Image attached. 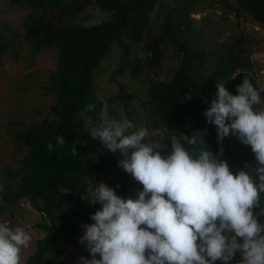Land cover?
Wrapping results in <instances>:
<instances>
[{"label": "trees", "instance_id": "16d2710c", "mask_svg": "<svg viewBox=\"0 0 264 264\" xmlns=\"http://www.w3.org/2000/svg\"><path fill=\"white\" fill-rule=\"evenodd\" d=\"M218 1L227 12H242L264 33V0H0L26 12L21 32L0 24V58L9 50L15 54L22 43L29 44L32 54L44 51L54 56L44 61L43 70L35 68L29 74L36 78L32 83L37 95L48 101L46 114L39 117L37 108L33 118L11 122V150L20 159L13 167L0 161V216L13 224L21 202L39 216L32 225L42 236L23 264H71L76 252L88 257L78 243L84 231L80 225L91 224L90 214L100 207L82 199L89 183L113 178L111 185L121 198L135 199L142 190L118 167L120 154L108 152L99 138L90 137L87 118L98 124L107 112L110 118L131 120L137 128L167 125L185 134L207 128V144L213 153L218 151L216 128L206 123L203 112L208 103L202 101L215 98L216 82L233 73L238 74L225 85L233 95L244 77L264 83V69L259 72L251 56L260 50L259 39L245 38L235 23L228 26L227 40L215 44L221 34L209 18L192 17ZM218 21L227 19L219 15ZM113 54L117 62L107 81L116 90L103 103L98 97L101 71L107 70ZM31 57L26 62L33 63ZM125 78L130 86L121 84ZM189 93L192 99L185 101ZM260 95L264 100V93ZM89 104L95 105L93 112L86 111ZM57 135L65 144H56ZM49 143L55 151L48 150ZM222 146L220 159L230 171L245 170L255 180L258 164L250 146L231 136ZM239 260L237 253L231 264Z\"/></svg>", "mask_w": 264, "mask_h": 264}, {"label": "clouds", "instance_id": "9594fccd", "mask_svg": "<svg viewBox=\"0 0 264 264\" xmlns=\"http://www.w3.org/2000/svg\"><path fill=\"white\" fill-rule=\"evenodd\" d=\"M237 74L216 82L215 98L202 101L208 103L206 123L216 128L215 153L207 128L190 134L167 125L137 128L107 112L98 124L85 120L90 137L120 154L118 167L142 190L135 199L121 198L106 183L87 185L82 199L100 207L90 214L91 224L80 225L78 243L88 257L80 256L78 264H231L237 253L238 264H264V83L244 77L233 95L225 85ZM191 99V93L184 97ZM94 110L87 105V112ZM229 136L250 146L258 164L255 180L245 170L234 174L220 159ZM56 144H65L63 136ZM47 148L55 151L52 143ZM72 153L77 155L74 148ZM32 242L25 227L0 217V264H22V250Z\"/></svg>", "mask_w": 264, "mask_h": 264}, {"label": "rangeland", "instance_id": "374dc122", "mask_svg": "<svg viewBox=\"0 0 264 264\" xmlns=\"http://www.w3.org/2000/svg\"><path fill=\"white\" fill-rule=\"evenodd\" d=\"M219 4V1L218 3L213 2V6L209 10H204L201 14H192V17L196 20L203 16L209 18L212 22V27L221 34L219 38H215V44L227 40L231 34L228 30V26H232L235 23H237V31L241 32L245 38H253L254 40L259 39L258 47L260 50L255 51L251 56L256 60L259 72H262V69H264V44H261V40L264 38L263 31L254 23H250L249 19L245 17L242 12L239 11L237 15H234L235 9H231V12H227L226 8L222 9ZM25 14L26 12L23 8L10 9L0 2V24H7L10 29H16L21 32L20 24L24 20ZM219 15H224L227 21L221 24L218 21ZM13 55H16V57ZM30 56H32L33 63L26 62V57L29 58ZM53 57V54L44 53V51L32 54L29 44L22 43L21 47L16 48L15 54L9 50L0 58V161L3 166L13 167L17 165V161L20 159V154L16 152L13 154L11 150L12 145L9 141L10 133L8 130V127H10L9 125L12 124L11 122H25L28 117L33 118V111L37 108L41 111L39 117H43L47 112L48 101L37 95L38 88L32 83L36 78L29 74L33 72L35 68L43 70L44 63L47 62V59L51 60ZM116 62L117 55L113 54L105 64V66H108L107 70L101 71L98 97L103 103L106 98L111 96L116 90V87L109 84L107 81V77L110 71L115 67ZM118 81H120V79H118ZM121 84L130 86L131 82L128 78H125L121 81ZM23 88L26 90L25 93L23 92ZM15 129L16 127L14 130ZM112 181L113 178L100 177V182L106 183L111 188H113L111 185ZM0 217L5 218L6 215ZM38 221L39 216L30 208L28 203L21 202L16 208L13 226L25 227L33 236V242L30 247L22 250V264L25 258L32 253L34 241L42 236L41 232L36 230L32 225ZM74 254H77V256L72 258L71 264H78L79 257L85 256L84 252H76Z\"/></svg>", "mask_w": 264, "mask_h": 264}]
</instances>
